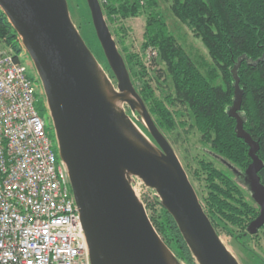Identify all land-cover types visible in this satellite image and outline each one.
Segmentation results:
<instances>
[{"label": "water", "instance_id": "1", "mask_svg": "<svg viewBox=\"0 0 264 264\" xmlns=\"http://www.w3.org/2000/svg\"><path fill=\"white\" fill-rule=\"evenodd\" d=\"M98 39L117 87L71 19L68 0H0L21 45L37 70L55 127L59 156L72 190L92 264H184L166 243L133 187V177L157 191L199 264H240L223 242L178 154L154 121L134 85L100 0H87ZM246 58V57H245ZM229 110L252 161L242 175L260 213L247 232L264 226V166L259 142L244 129L243 91L237 70ZM138 112L152 139L122 106Z\"/></svg>", "mask_w": 264, "mask_h": 264}, {"label": "trees", "instance_id": "2", "mask_svg": "<svg viewBox=\"0 0 264 264\" xmlns=\"http://www.w3.org/2000/svg\"><path fill=\"white\" fill-rule=\"evenodd\" d=\"M160 1L168 3L172 15L202 39L209 59L187 51L170 28ZM102 8L113 23L118 18L146 16L143 49L157 54L151 58V71L138 54L124 49L134 85L137 80L135 87L161 130L185 126L187 117L193 120L201 141L210 145L214 160L223 165L204 158L193 172L207 189L204 209L216 230L224 221L247 231L260 208L243 176L223 161L241 172L252 161L249 145L237 134V120L229 114L236 98L233 69L242 58L237 70L244 94L240 115L244 129L259 142L258 155L264 162V0H105ZM117 31L121 37L123 30ZM18 37L0 9V41ZM259 174L264 184V166ZM155 199L161 204L160 212L151 201L146 209L158 233L177 247L178 258L195 264L174 217L158 196Z\"/></svg>", "mask_w": 264, "mask_h": 264}, {"label": "built area", "instance_id": "3", "mask_svg": "<svg viewBox=\"0 0 264 264\" xmlns=\"http://www.w3.org/2000/svg\"><path fill=\"white\" fill-rule=\"evenodd\" d=\"M20 56L0 46V264H92L70 171Z\"/></svg>", "mask_w": 264, "mask_h": 264}, {"label": "rangeland", "instance_id": "4", "mask_svg": "<svg viewBox=\"0 0 264 264\" xmlns=\"http://www.w3.org/2000/svg\"><path fill=\"white\" fill-rule=\"evenodd\" d=\"M100 2L103 4L105 0H100ZM68 4L71 19L75 22L86 43L90 46L92 52L98 58L101 66L104 67L108 77H111L115 87H117V79L114 76L111 66H109L106 54H104L102 45L98 39L91 16V9H89L87 0H68ZM160 6L162 11H164V15L167 18L170 28L175 32V35L181 41V43L185 45L187 51H191L194 55L201 54L209 59V51L206 49L202 39L196 38L194 33L188 27L182 24L177 19V17L172 15L168 3L160 1ZM105 17L107 19L106 14ZM146 20V16L141 15L139 17H129L127 19L118 18L116 23L108 20V24L110 30L113 33L114 39L118 44L121 54L124 55V58L126 59L127 55L124 49L127 48L129 53L132 52L138 54L139 57H141V60L145 61L144 63L147 65L149 70L153 71L151 61L145 58V56L147 57L149 54L150 56L154 55V52H152L150 48H148L146 51L143 49ZM121 29L123 30V35L120 37L118 36L117 30ZM19 39L13 38L10 42H5L4 44L1 43L0 46L4 47V49H8V51L14 54H21L20 58L26 66L27 74L36 85L37 108L40 114L44 116L49 126L50 136L55 139L56 148L59 150L52 116L46 103L45 93L41 88L42 82L38 78L37 70L34 68L31 59L27 56V54H25V48L21 45ZM137 70H140V66H137ZM135 85H139L137 80L135 81ZM156 94H160L159 90L156 91ZM122 106L130 114L132 120L137 123L141 131L145 133L141 125V122L144 121L141 119L138 112L131 111L127 103H123ZM183 120L187 121L185 126H180L178 129L169 132L165 130L161 131L164 132L168 141L172 143L176 154H178L183 166H185L188 177H190L192 185L194 188H196L199 199H201V202L204 206L206 204L204 198L207 196V189L203 187L202 182L197 177H195L193 172L197 167H199V160L204 158L213 161L215 164L221 167L223 165L217 160H214L215 154L211 152L210 145L201 141V132L198 131L194 125H192L193 120L189 119L188 117ZM145 134L149 136L148 133ZM133 179L134 180L132 184L134 190L138 193L145 205L151 201L154 206L156 205V211L160 212L161 204H157L155 199V197L158 196L157 191L149 186L147 187L142 179H139L137 176L133 177ZM158 199L160 201L159 196ZM217 231L220 233L223 242L228 246L230 251L236 255L240 264H264V226L258 230V233L250 235L246 234V229H240L239 227L234 226L232 223L229 224L222 221L219 228H217ZM169 246L177 254L179 253V250L173 243ZM182 261L184 264H188L185 262V260L182 259ZM195 264L199 263L195 262Z\"/></svg>", "mask_w": 264, "mask_h": 264}]
</instances>
